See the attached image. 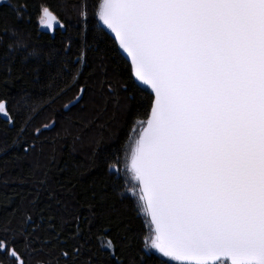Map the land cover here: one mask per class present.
Wrapping results in <instances>:
<instances>
[{"label":"snow or ice","instance_id":"snow-or-ice-1","mask_svg":"<svg viewBox=\"0 0 264 264\" xmlns=\"http://www.w3.org/2000/svg\"><path fill=\"white\" fill-rule=\"evenodd\" d=\"M0 3L3 17L31 22L28 0ZM74 9L66 24L39 6L37 27L59 29L58 48L30 44L15 23L0 29V117L15 134L0 151L36 150L56 121L34 127L41 109L23 85L55 73L78 86L107 29L106 54L128 63L118 90L102 87L123 94L132 127L106 169L140 224L98 210L96 193L86 214L70 208L45 178L47 203L37 193L35 214L0 220V264H33L44 249L55 257L38 264H264V0H76Z\"/></svg>","mask_w":264,"mask_h":264},{"label":"trees","instance_id":"trees-1","mask_svg":"<svg viewBox=\"0 0 264 264\" xmlns=\"http://www.w3.org/2000/svg\"><path fill=\"white\" fill-rule=\"evenodd\" d=\"M75 3L76 0H68V7L65 9L61 0H28L31 22L25 17L23 21L15 23L11 16L0 15V29L5 23L9 26L15 23L17 28L22 29L23 37L30 44L44 50L58 48L62 32L57 29L54 34H50L37 27L39 6L47 5L66 24H76ZM4 7L5 4L0 3V12ZM89 15L91 17V7ZM112 40L107 33L105 40L97 43L98 50L89 53L87 66L78 86L69 77L55 76V73L53 80H48L42 74L39 83L23 85L32 96L31 102L41 109L34 127H42L52 120L56 121V125L34 141V152L26 154L19 147L9 149L7 153L0 151V220L13 216L15 220H19L20 215L25 212L35 214L38 209L33 208L32 201L37 193L40 200L47 203L48 189L39 184L40 180L46 178L48 188L70 208L78 206V210L86 214L85 202L96 193L98 210L120 214L126 219L131 218L134 225L140 224L131 205L127 201L121 202L122 189L118 184L114 186L106 169L112 153L126 141L132 127L123 94L110 96L107 89L102 87L103 81L107 79L118 90L120 74L127 71L125 65L128 61L125 57L110 59L106 54ZM105 69L107 77L104 75ZM20 83L12 89L13 95L6 97L10 103L19 91ZM78 87H86L89 91L83 102L68 110L64 106L78 95ZM62 89H68L67 94L59 95L53 102L52 97ZM0 96H3V90H0ZM117 100H120L119 104L116 103ZM2 120L3 117H0V143L13 139L15 135L6 128ZM26 139L31 140V136ZM101 196L104 197L103 201ZM54 257V249H44L43 254L35 257L33 264L53 260Z\"/></svg>","mask_w":264,"mask_h":264},{"label":"water","instance_id":"water-1","mask_svg":"<svg viewBox=\"0 0 264 264\" xmlns=\"http://www.w3.org/2000/svg\"><path fill=\"white\" fill-rule=\"evenodd\" d=\"M105 31L114 39L113 35L111 32H108L107 29H105ZM123 55V54H122ZM126 58V57H125Z\"/></svg>","mask_w":264,"mask_h":264}]
</instances>
